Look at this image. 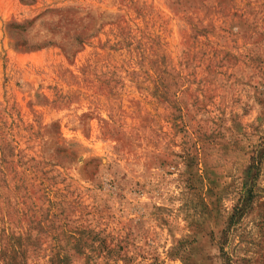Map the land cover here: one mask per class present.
Returning a JSON list of instances; mask_svg holds the SVG:
<instances>
[{
    "label": "rangeland",
    "instance_id": "1",
    "mask_svg": "<svg viewBox=\"0 0 264 264\" xmlns=\"http://www.w3.org/2000/svg\"><path fill=\"white\" fill-rule=\"evenodd\" d=\"M63 254L264 264V0H0V264Z\"/></svg>",
    "mask_w": 264,
    "mask_h": 264
},
{
    "label": "trees",
    "instance_id": "2",
    "mask_svg": "<svg viewBox=\"0 0 264 264\" xmlns=\"http://www.w3.org/2000/svg\"><path fill=\"white\" fill-rule=\"evenodd\" d=\"M52 203H53V202H52ZM55 217H56V214H51V219H50L49 224H48L49 228H53V227H54V226H53V221H54L53 218H55ZM60 233H61V236H64V235H65V231L63 232V231L61 230L59 233H57V234L53 237V239H55V242H57V243H60V239H61V237H60ZM58 237H59V238H58ZM61 240H62V239H61ZM59 249H62L61 246H60ZM8 258H9V260H12V257H8ZM65 259H66V256H65V254H63V255L59 258V264H66ZM5 264H16V263H13L12 261H7V263H5ZM17 264H18V263H17Z\"/></svg>",
    "mask_w": 264,
    "mask_h": 264
}]
</instances>
